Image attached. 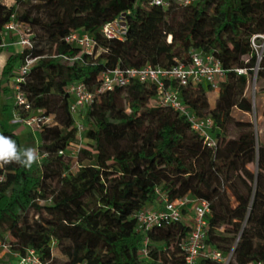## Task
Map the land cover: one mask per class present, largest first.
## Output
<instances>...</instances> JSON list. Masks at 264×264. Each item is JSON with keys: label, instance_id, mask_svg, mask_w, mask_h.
Masks as SVG:
<instances>
[{"label": "trees", "instance_id": "1", "mask_svg": "<svg viewBox=\"0 0 264 264\" xmlns=\"http://www.w3.org/2000/svg\"><path fill=\"white\" fill-rule=\"evenodd\" d=\"M34 1L43 4L44 20L30 10L14 15L12 7L0 2V55L1 35L11 18L26 23L33 40L32 48L10 54L3 65L0 101H6L2 110H11L10 91L3 83L24 57L36 58L21 88L32 109L51 121L39 129L42 142L37 146L45 155L38 162L0 166V241L8 232L11 248L20 255L32 248L40 264H184L181 246L190 223L183 220L190 211L183 208L181 220L150 229L134 217L159 201L158 190L169 200L190 195L208 201L205 243L224 257L230 255L228 264L264 262V143L258 142L252 123L227 115L234 107L252 108L245 92L256 65L250 37L264 33V0L173 1L167 7L149 0ZM122 15L124 40L103 36L102 25ZM38 24L53 47L49 53L34 44L33 26ZM76 30L87 32L105 51L72 60L60 57L78 53L79 47L64 40ZM192 50L213 53L226 70L212 108L207 83L178 87L191 112L212 118L215 146H208L183 115L157 104L153 85L133 80L96 93L77 115L83 128L86 124L89 143L78 150V167L69 171L62 154L79 129L77 116L69 111L68 84L83 81L96 92L103 70L115 65L169 67L175 59L187 62ZM236 68L247 73L238 74ZM256 76L264 79V56ZM229 124L237 130L234 137L225 132ZM0 135L22 152L15 131L1 125ZM31 209L49 217L30 221ZM52 244L63 262L52 255ZM198 263L222 264L209 257ZM0 264H5L1 257Z\"/></svg>", "mask_w": 264, "mask_h": 264}, {"label": "built area", "instance_id": "2", "mask_svg": "<svg viewBox=\"0 0 264 264\" xmlns=\"http://www.w3.org/2000/svg\"><path fill=\"white\" fill-rule=\"evenodd\" d=\"M177 2L181 5H188L195 0H149V3L156 6L167 7L171 2ZM13 17V15H12ZM126 25L123 15L104 23L101 27L103 36L109 39L124 40ZM9 34L14 35L15 44L19 48V53L24 49H30L33 46L32 32L26 23L15 21L13 18L4 25V31L1 35L4 46L5 37ZM67 43L79 47L78 53L73 57L60 55L65 60L79 58L81 54L96 56L105 51L87 32L83 30L72 31L64 38ZM250 45L255 54L256 65L253 68V77H256L258 64L264 56V33H255L250 37ZM36 58L24 57L21 64L18 65L16 73L12 76L11 96L12 105L16 112L14 116L25 127L31 131H38L43 123L51 121L50 116L43 115L37 110H33L30 103L22 91L21 83L25 81L31 66ZM238 74H246L245 68H236ZM1 73V71H0ZM226 70L221 61L211 52L201 50H192L189 60L183 62L175 59V63L169 67L145 64L140 67H120L115 65L110 69L99 73L100 85L96 92L90 91L83 81H75L68 84L66 92L70 95L69 111L76 117L80 111L87 105H90L96 93L112 89L115 86H126L133 80L146 82L153 85L157 104L169 107L179 114L183 115L190 123L191 128L200 134L208 146L216 145V138L210 134L213 126V120L210 116L197 117L182 102L178 94V87L199 83H207L212 90H217L219 84L225 79ZM3 85H6L4 82ZM26 113L25 117L20 112ZM17 113V114H16ZM79 130L83 128L82 123L76 120ZM210 130V132H209ZM159 193V201L148 207L138 210L134 217L137 223L144 229L159 227L165 222L182 219V209L190 211V228L181 246L184 254V264H199L200 257H209L220 261L222 264H228L230 255L224 257L220 251L210 249L205 243L207 215L209 213V203L205 199L184 195L180 198L169 200L167 194ZM140 254H147V238L144 239ZM17 264H40L39 257L32 248L25 251L23 255L18 254ZM85 264V263H78ZM247 264H264L262 261H250Z\"/></svg>", "mask_w": 264, "mask_h": 264}, {"label": "rangeland", "instance_id": "3", "mask_svg": "<svg viewBox=\"0 0 264 264\" xmlns=\"http://www.w3.org/2000/svg\"><path fill=\"white\" fill-rule=\"evenodd\" d=\"M1 3H4L8 7L13 8V14H20L24 10H30L31 14L34 16H39L43 19L44 11L42 7V3L34 0H0ZM44 20V19H43ZM34 31V44L37 49H41L43 52L49 53L53 50V47L49 44V42L46 39V36L44 34L43 28L41 24L34 25L33 26ZM3 48V54L0 55V66L3 65L7 55L8 51L6 50L7 47L4 46ZM13 53H17L16 50H14ZM18 65L14 68V73H16ZM12 78V76L10 77ZM248 84L246 85V95L251 99L252 102V108L251 111L245 112L238 108H232L228 111L227 115L238 121H247L252 123L254 126L256 133H257V140L259 143H264V115H262V110H264V79L258 78L257 76L254 78L253 76L248 79ZM216 91V90H215ZM213 94L211 93L210 96ZM54 96V95H52ZM208 93H207V100H208ZM55 97V96H54ZM57 97V96H56ZM56 99V98H55ZM4 100L0 101V126L5 125L9 127L10 129H15L14 125H17L19 120L14 116L15 109L13 106H11V110L5 111L2 110V105L4 104ZM8 103V102H7ZM9 103L12 104V100L10 98ZM209 103V102H208ZM17 114V113H16ZM77 119L82 121L79 116H77ZM13 121V122H12ZM86 130V124L85 127L81 130H77L75 137L67 144L66 148L63 151L62 156L64 159L68 160L69 162V171L74 172L75 169L78 167L77 165V153L78 150L81 147H86L89 143V139H87L84 135ZM210 132V130H209ZM219 135L221 134V131H218ZM225 132L229 137H234L237 134V130L235 126L232 124L226 125ZM17 136L19 139V147L21 151L23 152L24 149L34 147L38 149L40 157L41 155H45L44 152H42L41 147H38L37 144L42 142V140L39 137L38 131H31L28 127H21L17 131ZM212 136H214V133L210 132ZM40 159V158H39ZM86 161V160H85ZM250 168H253L252 165H250ZM51 185H55V180H48ZM43 203V202H41ZM28 219L32 221L33 219H40L49 217V214L46 213V211L42 210V212L36 213L33 209L29 210L27 212ZM186 224L190 223L189 218L187 216H184L183 220ZM11 236L8 232H5L3 234V238L0 241V257L2 258L3 262L5 264H17L18 263V254L19 252L17 250H14L11 248L10 241ZM52 255L56 257V260L59 262H63V256L60 254L59 249L56 247L55 244H52Z\"/></svg>", "mask_w": 264, "mask_h": 264}, {"label": "clouds", "instance_id": "4", "mask_svg": "<svg viewBox=\"0 0 264 264\" xmlns=\"http://www.w3.org/2000/svg\"><path fill=\"white\" fill-rule=\"evenodd\" d=\"M39 158L38 149L30 147L20 152L11 138L0 135V166L15 162L21 166L31 167Z\"/></svg>", "mask_w": 264, "mask_h": 264}, {"label": "crops", "instance_id": "5", "mask_svg": "<svg viewBox=\"0 0 264 264\" xmlns=\"http://www.w3.org/2000/svg\"><path fill=\"white\" fill-rule=\"evenodd\" d=\"M4 46H6L7 47V51H8V55H7V57H6V59H5V61H4V63H3V65L5 64V62H6V60H7V58L9 57V55L10 54H13V52H14V50H16V52L17 53H19V48H18V46L15 44V37H14V35H12V34H9V35H7L6 37H5V40H4ZM3 46V47H4ZM3 65L2 66H0V71H1V69H2V67H3ZM12 81H13V79L12 78H9L8 80H6L5 81V83H6V86L9 88V91H10V96L12 95L11 94V83H12ZM213 94L212 96H210V94ZM217 95H218V91L216 90H212V91H210V92H208V96H210V97H208V102H209V105H210V107L212 108L213 106H214V104H215V100H216V98H217ZM11 100H12V96H11ZM5 103V102H4ZM11 106H13L12 104H11ZM13 122V121H12ZM6 125V124H5ZM15 126V129L13 130V131H15V133H17V131L21 128V127H25L22 123H20V121L18 122V124L17 125H14ZM9 128V127H8Z\"/></svg>", "mask_w": 264, "mask_h": 264}]
</instances>
